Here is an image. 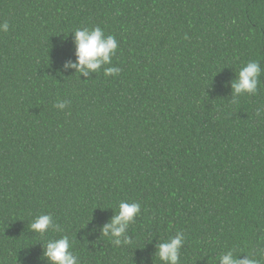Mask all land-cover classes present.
<instances>
[{
	"label": "trees",
	"instance_id": "obj_1",
	"mask_svg": "<svg viewBox=\"0 0 264 264\" xmlns=\"http://www.w3.org/2000/svg\"><path fill=\"white\" fill-rule=\"evenodd\" d=\"M4 21L0 264H50L65 235L79 264H163L177 232L179 264H264V0H0ZM95 27L116 54L80 76L72 32ZM249 61L261 83L233 102ZM121 201L141 210L116 246L101 229ZM41 214L59 230L33 233Z\"/></svg>",
	"mask_w": 264,
	"mask_h": 264
},
{
	"label": "clouds",
	"instance_id": "obj_2",
	"mask_svg": "<svg viewBox=\"0 0 264 264\" xmlns=\"http://www.w3.org/2000/svg\"><path fill=\"white\" fill-rule=\"evenodd\" d=\"M8 30L9 23L7 21L0 23V32L6 33ZM72 33L76 60L66 63V68H75L76 73H79L80 76L88 77L91 73H97L102 66L111 64V58L116 54L118 47L113 35H105L100 27L76 29ZM119 72L120 69L117 67L104 68L105 76L116 75ZM260 75L259 62H247L231 82L233 102L241 94H254L261 83ZM66 103L65 101L57 102L54 107L63 110ZM257 114H259V110ZM140 210L139 203L121 201L118 205V211H115L110 221L102 227L101 235L108 237L116 246L131 244L132 241L127 230ZM29 229L41 236L45 235L49 229L59 230L58 225L53 223L50 214H41L35 217L30 223ZM122 237L123 239H121ZM183 243V233L177 232L175 236L156 245V255L163 264H179ZM71 248L72 245L67 235L59 239H51L47 241L46 246L44 245L43 257L50 264H79V257L70 250ZM215 264H260V261L252 255H245L240 258V255H235L233 250L229 249L216 257Z\"/></svg>",
	"mask_w": 264,
	"mask_h": 264
}]
</instances>
